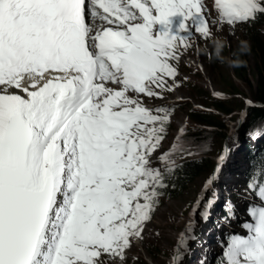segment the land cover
Masks as SVG:
<instances>
[{"label":"snow or ice","instance_id":"obj_1","mask_svg":"<svg viewBox=\"0 0 264 264\" xmlns=\"http://www.w3.org/2000/svg\"><path fill=\"white\" fill-rule=\"evenodd\" d=\"M214 8L234 26L264 14V0ZM205 11L202 0H0V264L124 261L166 186L150 163L171 113L141 96L180 86L173 62L192 37L153 28L180 15L207 38ZM256 195L254 223L219 264H264V177Z\"/></svg>","mask_w":264,"mask_h":264},{"label":"rangeland","instance_id":"obj_2","mask_svg":"<svg viewBox=\"0 0 264 264\" xmlns=\"http://www.w3.org/2000/svg\"><path fill=\"white\" fill-rule=\"evenodd\" d=\"M246 25H248L247 22L238 23L234 26L216 22L209 25L207 38H203L196 33L189 41L190 47L186 49L188 56L181 55L180 59L174 62V66L178 70L175 79L180 86L174 87L172 92H162V99L142 98L144 105H151L150 108L152 109L163 107L171 113L170 124L167 127L170 131L168 132L166 129L164 140L151 158V167L162 172L164 168L171 167L192 155L205 158L215 164L216 169L214 173H212V170L202 172L181 195L175 198L171 199L160 193L153 211L150 213V219L143 226L141 238L133 240L130 248L125 252L124 261L110 260L104 257L106 264H183L188 245L201 226V215L199 213L204 212L206 202L212 195L213 185L207 192L205 185L209 179L216 180L217 175L215 174H218L221 168L220 161L222 157H220V154L226 144L224 143L225 139H222L224 134L219 131L210 132L208 139L197 141L190 138L192 137V131L199 128V125L191 116L192 110L194 107L205 110V107L200 105L205 95L216 96L220 100L228 101V107L234 110L232 115H226L223 118L226 119L229 131L231 128L233 131L235 130L239 139V147L231 146L234 147V151L228 157L230 170L225 175L226 171L223 173V182L219 186L221 189L223 187L227 190H237L235 195L240 197V202L237 203V200L234 199L236 201L235 205L239 207V210L235 213L231 211V208L226 207L230 219L225 217L222 212L218 213V205L214 206L211 211L214 217L213 221L211 219L212 224L208 222L203 227V232L206 230L210 232L208 234L204 233L205 243L198 242V246L196 245L190 255L189 264H206L203 258L207 256L208 245L219 247L218 244L222 238L220 233H224L231 226H226L225 223L228 221L233 223L241 216L245 220L248 219L250 223H254L247 214L249 202H251L253 208L260 207L262 202L258 195L247 193L244 184L246 178L243 171L245 170L246 160H248L246 159L248 149L240 146V142L241 145H246L253 129L255 131L260 126H264V114L253 116V113L249 112L245 123L243 122L237 126L238 117L242 115L240 109H243L244 102H254V90L246 82H242L235 77L236 65L233 61L235 52L239 50L241 42H244V53L247 56V72L244 74H246L249 82L256 80L254 73L256 59L254 54H251L250 38L248 37ZM260 31L264 37V25ZM215 37L224 38L228 43V47L223 52V62L217 59L214 62L211 55V41ZM172 83L169 80V84ZM255 142L256 140L249 150L261 151V149H264V142ZM161 157H167V159L162 161ZM233 172H238V176L233 175ZM229 183L232 185H229ZM220 188L218 189L221 190ZM216 192L218 193L217 189ZM216 218H218L224 229L222 232L217 229V223H214ZM240 223L235 222L239 225ZM233 227L234 235H247L245 230L238 228L236 225Z\"/></svg>","mask_w":264,"mask_h":264},{"label":"trees","instance_id":"obj_3","mask_svg":"<svg viewBox=\"0 0 264 264\" xmlns=\"http://www.w3.org/2000/svg\"><path fill=\"white\" fill-rule=\"evenodd\" d=\"M263 25L264 14H258L254 20L246 25L248 28V37L250 38L251 54H254V58L256 59V65L254 67L256 80H254V82H249L246 78V74H244L247 72V56L245 53L243 52V54H241L238 50L235 52L233 58L234 64L236 65L235 77L252 87L254 90V101L262 103H264V37L261 35L260 29ZM213 60L214 62L216 60L214 56ZM200 105L204 106L205 110L194 107L191 113L192 118L199 125V128L192 131V137L190 138L196 139L197 141H199V139H208L210 132L219 131L224 134L222 139H226L229 135V129L226 125V119H224L223 116L232 115L234 113V110L228 107V101L220 100V98L216 96L205 95ZM249 112L253 113V116L262 115L264 114V108L254 107L251 108L248 113ZM262 130V126H260L255 131L262 132ZM253 132L254 129L251 133ZM250 162L252 163V171H264V153L258 152L254 155L252 153ZM214 169L215 164L209 162L205 158L189 155L181 162L167 169L164 173L166 178L164 183L166 186L158 189V191L161 194H165L168 198H175L181 195L202 172L206 170L214 171ZM197 232L196 236H198ZM196 236L191 239L188 248L193 245ZM150 252L153 253L152 251ZM188 252L183 264H187ZM152 258L154 259L153 254ZM222 258L223 257L219 254L213 264H219Z\"/></svg>","mask_w":264,"mask_h":264},{"label":"bare ground","instance_id":"obj_4","mask_svg":"<svg viewBox=\"0 0 264 264\" xmlns=\"http://www.w3.org/2000/svg\"><path fill=\"white\" fill-rule=\"evenodd\" d=\"M13 92H15L16 94H21V95H24V93L22 92H19L17 90H11ZM236 174L235 176H238V172H233V175ZM229 185H232L231 183H229ZM223 189V187H222ZM218 190V193H217V197H216V202H218V207H217V210H218V213H225L227 210H226V207H229L231 205V202H232V196H231V193H232V190H227V189H223V191ZM217 217V216H216Z\"/></svg>","mask_w":264,"mask_h":264},{"label":"water","instance_id":"obj_5","mask_svg":"<svg viewBox=\"0 0 264 264\" xmlns=\"http://www.w3.org/2000/svg\"><path fill=\"white\" fill-rule=\"evenodd\" d=\"M242 106H244V107H243V109L242 108L240 109L241 110L240 114H242V115L238 117V121H237L238 125L237 126H239L243 122L245 123L246 116H247V113L249 111L248 109H251V108H254V107L264 108V103L259 102V101H254V102L245 101L244 105H242ZM234 134H235V130L233 131L232 128H231V130L229 131V135L225 139V142H224V143H226L225 144L226 146H230L231 144H233L235 142V140L233 138ZM230 139H233V140L231 141ZM195 229L193 230V232L195 231Z\"/></svg>","mask_w":264,"mask_h":264},{"label":"clouds","instance_id":"obj_6","mask_svg":"<svg viewBox=\"0 0 264 264\" xmlns=\"http://www.w3.org/2000/svg\"><path fill=\"white\" fill-rule=\"evenodd\" d=\"M212 45V52L211 55L214 56L217 60H220L223 62L224 57H223V52L226 47H228V43L226 39L221 38V37H215L211 41ZM245 48H244V42H241L239 51L241 54H243Z\"/></svg>","mask_w":264,"mask_h":264}]
</instances>
